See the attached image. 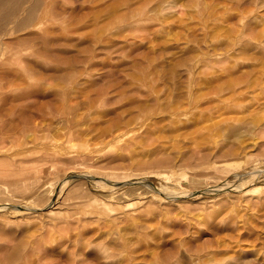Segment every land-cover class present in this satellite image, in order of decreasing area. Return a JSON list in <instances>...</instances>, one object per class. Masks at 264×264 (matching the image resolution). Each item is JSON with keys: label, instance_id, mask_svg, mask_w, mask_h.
Listing matches in <instances>:
<instances>
[{"label": "rangeland", "instance_id": "374dc122", "mask_svg": "<svg viewBox=\"0 0 264 264\" xmlns=\"http://www.w3.org/2000/svg\"><path fill=\"white\" fill-rule=\"evenodd\" d=\"M38 15L0 41V264H264V0Z\"/></svg>", "mask_w": 264, "mask_h": 264}, {"label": "bare ground", "instance_id": "6f19581e", "mask_svg": "<svg viewBox=\"0 0 264 264\" xmlns=\"http://www.w3.org/2000/svg\"><path fill=\"white\" fill-rule=\"evenodd\" d=\"M43 1L44 0H0V33H1L0 34V41L2 40L1 37L3 35H5V33L9 29H11L10 26H8V23H10V22L14 23L15 24L14 28H15V26L18 27V26H21V25H29L30 23L34 22L36 19H37V22H38V19L40 20V17H41L40 16L41 13H40V15H38V9H39L40 6L43 5ZM50 2L49 1L45 2L46 6L50 5L49 4ZM20 13H23L22 17H19ZM41 18L43 19V17H41ZM191 83L192 82H190V84ZM235 105H237V104H235ZM238 110L240 111V109H238ZM233 112L240 113V112H238V111H236L234 109H233ZM256 165H255V169L254 170L257 171L256 173H259V172H261V173L259 175L251 174V175L254 176L253 178H249V179H246L247 177L244 178L245 180L243 182H241L240 185L238 186V187H240V189H243L244 187H242V186L243 185L245 186L246 183H248V182H255V183L263 182L264 183V180L261 177L262 171H264V167L262 168L263 169L262 170L261 167L256 166ZM73 174H75V173H73ZM3 175L4 176H9L6 173H3ZM257 176H259V177H257ZM249 177H251V176H249ZM65 183H66V181L62 182V187L65 185ZM111 186L112 185L109 182H107V183H105V185H103V187H105V188H111ZM166 194L169 195V196H171V195L172 196L179 195V194H177L175 192H172V191H167Z\"/></svg>", "mask_w": 264, "mask_h": 264}]
</instances>
